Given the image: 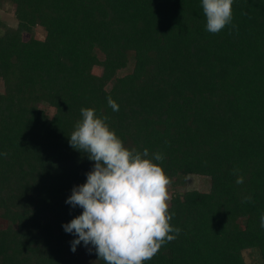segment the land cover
Here are the masks:
<instances>
[{"label":"trees","instance_id":"trees-1","mask_svg":"<svg viewBox=\"0 0 264 264\" xmlns=\"http://www.w3.org/2000/svg\"><path fill=\"white\" fill-rule=\"evenodd\" d=\"M4 4L0 264H264V0Z\"/></svg>","mask_w":264,"mask_h":264},{"label":"rangeland","instance_id":"rangeland-1","mask_svg":"<svg viewBox=\"0 0 264 264\" xmlns=\"http://www.w3.org/2000/svg\"><path fill=\"white\" fill-rule=\"evenodd\" d=\"M0 18L3 19L8 25L17 26V20L14 15V7L9 4H4L2 8H0ZM38 35L41 37L44 36L45 32L39 28L37 30ZM28 36V35H27ZM96 72L100 73L101 68H96ZM4 90L3 82L0 81V93ZM49 113H53V109L49 106H45ZM125 171H119V178L124 179ZM158 173L156 171H146L143 174H138L135 178H133V182L135 183H143L147 192H148V202L151 205H160L166 206L170 203L171 193L169 192H158V184H157ZM211 186V181L208 176H200L196 174H190L188 177V187L187 188H196L202 191H208ZM183 190V189H180ZM245 257L248 261L252 260L250 252L247 251L245 253Z\"/></svg>","mask_w":264,"mask_h":264}]
</instances>
